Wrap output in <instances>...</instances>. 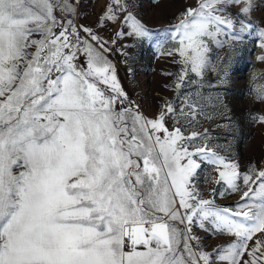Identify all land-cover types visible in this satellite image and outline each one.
Masks as SVG:
<instances>
[{"label":"snow or ice","instance_id":"6c2138e0","mask_svg":"<svg viewBox=\"0 0 264 264\" xmlns=\"http://www.w3.org/2000/svg\"><path fill=\"white\" fill-rule=\"evenodd\" d=\"M253 7L198 0L176 17L167 32L183 66L177 88L189 72L203 76L210 44L242 39ZM136 8L112 0L101 19L121 25L118 37L150 40ZM75 11L72 0H0V264H264V168L242 172L194 143L206 135L167 127L170 104L153 118L140 113L104 42L69 19ZM185 101L180 115L195 117L194 94ZM197 157L241 202L203 197ZM193 225L234 240L209 252Z\"/></svg>","mask_w":264,"mask_h":264},{"label":"rangeland","instance_id":"374dc122","mask_svg":"<svg viewBox=\"0 0 264 264\" xmlns=\"http://www.w3.org/2000/svg\"><path fill=\"white\" fill-rule=\"evenodd\" d=\"M72 2L76 11L69 19L77 26L91 28L104 42L108 49L104 55L115 66L121 87L134 108L138 107L145 117L153 118L170 104L177 109V114L174 119L166 117L167 127L179 126L186 137L192 132L206 135L207 139L198 138L194 143L208 145L226 162L238 164L242 172L253 165L264 168V122L256 119L264 117V102L257 99V90L264 87V60L259 59L264 56V47H261L264 39L258 35L264 29V0H253V10L244 18L245 24L251 26L240 33L242 39L232 41L221 36L225 41L222 47L210 44V66L202 77L189 72L180 88L176 84L178 75L182 74L181 57L174 51L176 44L167 30L182 12L197 6L198 0H136L135 14L151 30L150 40L117 36L121 25L111 19H101L112 0ZM238 11V7L231 9L233 14ZM236 31H240L239 25ZM188 93L194 94L199 108L195 117L185 119L179 109L185 106ZM183 144L187 146L188 141ZM197 160L201 168L196 183L204 198H212L221 207H235L241 202L239 192L215 182L219 178L217 166L199 157ZM214 189L223 191L224 195L214 194ZM177 225L184 227L178 222ZM193 234L200 237L209 252L234 240L227 233L206 232L196 225H193Z\"/></svg>","mask_w":264,"mask_h":264}]
</instances>
